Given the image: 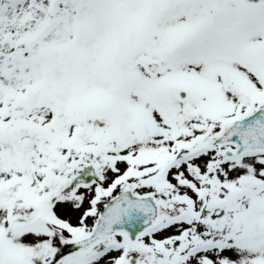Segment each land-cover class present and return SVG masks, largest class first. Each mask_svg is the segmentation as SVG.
<instances>
[{"label": "snow or ice", "instance_id": "snow-or-ice-1", "mask_svg": "<svg viewBox=\"0 0 264 264\" xmlns=\"http://www.w3.org/2000/svg\"><path fill=\"white\" fill-rule=\"evenodd\" d=\"M0 264H264V0H0Z\"/></svg>", "mask_w": 264, "mask_h": 264}]
</instances>
